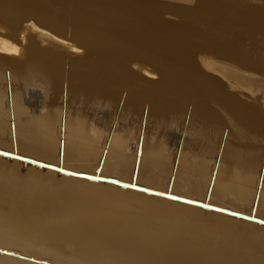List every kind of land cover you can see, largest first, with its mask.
<instances>
[{"label":"bare ground","instance_id":"1","mask_svg":"<svg viewBox=\"0 0 264 264\" xmlns=\"http://www.w3.org/2000/svg\"><path fill=\"white\" fill-rule=\"evenodd\" d=\"M129 1L142 4L146 7L149 6L153 11H156L155 18L159 21L158 16L162 10H165L164 13L167 14L170 12L181 14L183 12V9L179 5L171 4L169 1L178 2L185 0H161L157 1V4L155 2L151 3L149 0ZM241 1L238 0V2ZM247 1L244 2L245 5ZM238 2L237 0H198L197 5L191 11L194 13L198 24L196 27L199 28L205 23H213L216 26L214 30L207 32L198 30L197 35L202 38L199 42L193 41L190 38L188 26L178 23L174 24L171 18L165 20V27L168 30L164 42L165 47L178 52V56L172 58L161 53L160 45L163 41L161 40L160 44L157 37H153L146 32L141 18H138L141 24L139 29L132 30L131 26L129 27L130 22L128 21V24L125 15L120 10L100 7L91 12L88 8L89 4L87 5V1L85 0H0V75L7 71L8 76H34L37 81H42H39L41 83L39 86H37L38 82L34 81L36 87H40L44 83V90L48 94H51V96L56 93L61 94L64 91L62 85L66 82L64 89L74 102L70 105L63 104L66 106V109L65 111L63 110L65 113L62 116L61 110L52 109L55 105L50 101L47 103L48 105H52L48 106L50 110L41 118L40 115L42 114L38 112L40 114L38 115L35 110L33 111L30 106H27L31 103L26 105V111H22L21 108L19 109L21 111H18L19 103L17 102V98L12 96V100L6 99L7 103L9 102L10 104V101L12 102V105H10L13 108L10 111H15V115H13L14 119L12 118L15 123V126H12L15 132V140H13L14 138L10 139L11 143L8 141L10 146L7 145V147L9 146L10 149L16 151H10L9 147L8 149L4 148L5 150L0 147V150L23 157H34L35 159H32L36 161L47 165H55L74 174L62 173L48 167H42L0 154V174L2 173L5 178V180L3 179L4 181H0V264H264V248L250 246V244H253L251 243L252 238L247 234L237 235L233 231L225 229L219 233V237L212 233L214 231L217 233L219 230H216L215 226L212 227L209 224L198 225L200 222H197V227H194L191 222L190 224L182 225V223L173 222V220H167L166 218H157L154 213L158 210L151 205H147L144 209H146L145 212L147 213L154 212L152 215L151 213L147 214L130 210V207H127L128 210L124 211V208L126 209L124 201L118 200L117 196L109 195L99 190L110 187L114 191L118 190L122 192L124 190L128 194H141L143 199L146 197L154 202H157V200L158 202H166L169 205L175 206L176 209L183 210L188 209V207L190 209L191 207L192 209L199 210L198 212L203 210L214 217L219 216L223 217V219L226 218V220L231 218L233 221L239 223L240 221L242 223L248 222V226L250 224L260 230H264V225L251 220L230 216L216 210L202 208L158 195L147 194L132 188H124L111 182L81 177L75 174L87 172H77V169V171H74V166V170H70L71 163L69 164V168L67 164H62V155L77 157L82 156L84 153L73 147L75 141L82 143L81 141L75 139L73 140L74 142L71 140L72 143L66 142V139L69 138H84L80 121H75V126H63L69 119H77L74 118V112L72 113L70 106L72 104L75 105L77 101L81 103L82 100H79V97L85 100L93 92L102 103L109 104V109L113 107V104H117V102H121V107L123 108H130L135 98L137 104L140 106L143 97L140 94L141 92L150 95L152 90L159 89H169L172 93L168 95L164 94L160 97V103L163 104L159 107L156 105L151 106L148 109V113L146 112V118H148V114L152 118H161V116H165L166 112H171L175 115L174 113H182V110L187 108L186 111L189 110L187 120L191 124H200V126L198 125L199 127L205 126L206 129L208 127L211 137L221 132L220 140L222 139L223 141L226 135L230 137L233 135L232 137L236 141L234 146L230 143L231 146L224 147L227 142L222 144L224 145L222 146L223 155L221 154L223 157L227 158L231 156L230 158L233 159L234 157L239 158L236 156L246 152L247 157L250 158L247 159L251 160L253 155L259 151V147L262 146L257 143H263L261 141H264V27L261 28L257 25L262 23L264 17H259L261 18L260 23L255 22L254 17L251 20V16L253 15L249 14L250 17H247L245 16L246 14H243L247 13L249 8H247L246 12V7L239 5L240 3L238 4ZM256 5L255 2L253 6L256 8L252 12L257 7L261 8L258 6L259 4ZM261 5L263 6L264 3ZM115 7L117 6L115 5ZM242 7H244L245 12H242L244 11ZM262 8L264 9V7ZM263 24L261 25L263 26ZM231 29H234L235 34H227V31ZM130 42H134L138 47V51L133 57L125 54L126 48L128 45H131ZM118 47L121 48V51H118ZM132 61L134 64H132L131 68L130 64L133 63ZM145 64H150L151 68L148 66L147 68ZM32 84L31 86L33 87L34 83L32 82ZM119 86L123 87L120 92L124 90L125 93H120L122 96L117 99ZM32 87H26L24 95H33L34 97L35 93L39 92V90H34ZM3 93V90H0L1 133L3 131V120L1 118L3 107H1V103L5 100L6 92ZM166 106L168 108H165ZM139 110H137V113H139ZM16 111L21 114V117ZM35 112L37 117L39 116L36 121L44 123L47 120L46 124L48 122L50 126L41 129L44 124L40 122V125H37L36 123L38 122H34ZM29 113L32 115L29 116ZM9 116L11 117V115ZM9 116L7 117L11 121ZM172 117L174 118L175 116ZM223 119H226V121ZM56 125L57 130L55 129ZM33 128L41 129L44 134V138L37 140V143L28 140L27 135L23 134L24 129L30 131ZM5 129L7 128L5 127ZM219 130L222 131L219 132ZM143 131V135L141 136L142 144L139 142L140 138H138V142L134 148V159L136 151L137 158L134 174L130 181L122 180L115 176H102L100 175V166L94 173L87 174L115 178L130 183L134 182L139 185V183H136L138 160L146 152V145L150 144H147V139L149 140V138H147L148 133L146 129ZM14 132L12 133L13 136ZM56 133L58 136H56ZM107 133L109 132L107 131ZM116 134H106L102 152L105 146L110 147L114 145L115 147L121 145L120 141L117 143ZM234 134L237 136H234ZM1 137L0 134V145L5 144L3 141L8 140L7 138V140H3ZM183 146L185 145H182L180 149L185 148ZM109 147L107 148L108 150H105L106 154L109 152ZM97 149L99 150V147ZM102 152L100 156H103L104 153L102 154ZM154 152H156L155 149ZM230 152L235 153V156L231 155ZM114 153L116 154V152ZM229 153L230 155H228ZM155 155L154 153L150 156L156 158ZM187 155L179 153L177 162L175 161L177 163V170L181 166V168L189 169V166L193 164ZM70 156L66 158L70 159ZM242 156L240 159L245 155ZM96 157L99 156L96 154ZM106 158L108 159L107 156ZM175 158L176 156L174 160ZM58 160H60L59 164H55L54 162ZM230 160L235 162L237 159ZM140 161L143 162L141 159ZM247 162L246 165L250 163ZM108 164L111 165L110 161ZM108 164L104 163L103 165L105 171ZM18 165H24L28 170H25L26 172H23L24 174L22 175L17 174L15 176L16 171H12V169L16 170V168H20ZM213 166L210 170L214 169L218 172V175L215 174V176L222 175L224 178L222 177L223 179H221V176H219V180H217L220 183L219 187H211L210 192L213 193L212 195H223L222 191L225 192L224 189H228V191H235V197L238 199V197L243 198L246 195L248 196L254 189L255 192L252 194L254 196L257 193V204L259 207L257 206L258 208H256L257 198L255 197L253 198L256 201L252 198L255 203L254 207H252L253 209L249 211L250 214L247 211L242 212L241 209L234 208L233 204L229 206L227 202H229L230 197H227L228 201L226 200L227 202L222 204L221 202L215 203L211 196L206 195L205 200L202 202L246 215L253 214L264 220L261 217L264 215H261L262 210H264V174L260 178H254L255 184L252 185L253 181L249 177L252 174L251 168L246 172L247 174L251 172V174L242 173L238 177V172L236 173V171L241 170L243 165L238 170H232V173L229 167H226V172L223 173L222 167L220 172V167L217 165ZM250 166L252 167L251 163ZM257 167H255V171ZM94 169L96 168L94 167ZM169 169L166 170L168 171ZM252 170L254 172V169ZM259 173L262 174V172ZM259 173L257 172V174ZM56 174H59L66 180L71 179V182L72 179L84 181V185L85 182L90 185L92 183L95 185L98 182L95 188L99 190H86L83 195L84 198L81 197L82 200L79 201L81 203L79 206L64 207L62 206L63 200L60 198L67 199L71 195L67 196L65 194L66 196H62L54 193L37 183L38 181L32 180L35 178L41 180L47 178L46 180H48L52 177H55L54 180H56ZM156 180L153 181L154 184H157ZM176 180L175 182L177 183ZM52 181L51 179V181L47 182ZM62 181L60 180V183ZM237 182L239 183L237 184ZM73 183H75L73 184L75 186L77 182ZM12 184L13 188H10ZM53 184L56 185V183ZM63 184H65L64 181ZM146 184L144 187L157 191L163 190L160 189L161 187L159 188L160 184L158 187L157 185H155L156 187L148 186V184L146 186ZM173 184L174 180H172ZM191 184L192 188L189 190L186 187L188 190L186 195L191 193L192 190L193 192L196 190L197 194L198 192L199 194L202 193V191L198 190L202 189L200 183V186ZM170 188L167 187V191L170 192ZM208 189L206 186L207 191H209ZM167 191L163 190L162 192L167 193ZM196 191L192 195H195ZM233 192L231 193L232 195ZM174 195L197 200L188 198L182 194ZM226 196L221 197L224 199ZM85 201L88 203L85 204ZM162 202V205L166 204ZM92 206H95V208H92ZM105 207L107 209H104ZM203 215L206 217L205 214ZM229 222L231 223V221ZM230 228H232V225Z\"/></svg>","mask_w":264,"mask_h":264},{"label":"rangeland","instance_id":"2","mask_svg":"<svg viewBox=\"0 0 264 264\" xmlns=\"http://www.w3.org/2000/svg\"><path fill=\"white\" fill-rule=\"evenodd\" d=\"M85 1H87V5L89 4L88 8H89V11H91V12L96 10V9H98V8H100V7H102V8H114V9L120 10L125 15V17L127 19V22L128 21L130 22V24H129V22H128V24H129V27L131 26L130 28L132 30L139 29L141 24L138 21L139 20L138 18H141V22L144 23V25H145L146 32L149 35L153 36V37H157L159 39V41H160V44H161V40L163 41V43L160 45L161 53H163L166 56L172 57V58L173 57L174 58L177 57L178 56V52H176L173 49H167L165 47L164 42H165V39H166L167 33H168V30L165 27V23H166L165 20H168L169 18H171L172 21H174L173 22L174 24L178 23L180 25L188 26V35H190V38L193 41H196V42H199L202 39V38H200L197 35V31L198 30L203 31V32H207L209 30H214L216 28L215 24H213V23H205L204 25H201L199 28L196 27L198 24H197V22L195 20L194 13L191 12V11L197 5L198 0H185V1H178V2L169 1V3H171V4L179 5L183 9V12L181 14H176L175 12H170L169 14H167V13H164L165 10H162L161 13L158 16V20L159 21H157L156 18H155L156 11H153L148 5H147L148 7H146V6L142 5V4H136V3L132 2V1H129V0H85ZM157 1H161V0H156V1L155 0L154 1L153 0H151V1L149 0V2H151V3L152 2L156 3ZM245 1L246 0H242L241 2H238V0H237L238 4L240 3L239 5H243L244 7H246L245 8L246 12H247V8L251 9L250 11L248 9V12L247 13H243V14H246L245 16H247V17H250V15H253V16H251V20H253L252 17H254L255 18L254 21L255 22L257 21L258 23H260L261 18L264 17V13H263L264 9L262 8V7H264V5L263 6L261 5V4L264 3V0H248L246 5L248 3L249 4L247 6L244 4ZM255 2H256L257 5L259 4L258 5L259 7L262 8L261 12H260L261 8H258V7L256 9L257 11L256 10L254 11L255 13L257 12L256 13L257 15L254 12H252L253 9L256 8V7L253 6V4ZM257 2H259V3H257ZM251 4H252V6H251ZM115 5L118 8L115 7ZM249 5H250V7H249ZM244 7H242L243 10H244ZM252 7H254V8H252ZM245 10L242 11V12H245ZM255 16H257L258 18L255 17ZM260 16H261V18H259ZM22 20H24V19H22ZM263 21H264V18H263ZM263 21H262V23H264ZM262 23H260V24L256 23V24L259 25V27L262 28V27H264V24H263V26L261 25ZM227 34H235L234 29H231V30L227 31ZM130 44L131 45L130 46L128 45V47L126 48L125 54L126 55L128 54L131 57H133V56L136 55V52L138 51V47L136 46V44L134 42H130ZM117 49H118V51H121V48L118 47ZM132 64H134V62L130 64L131 68H132ZM145 65H146V67L148 66L149 68H151L150 64H145ZM88 71H90V70H88ZM83 72H85V71L83 70ZM0 77H2V78H0V84H1L0 85V90H3L4 93L5 92L7 93V95L5 93V97L7 96L6 98L3 95L4 99L5 100L6 99L7 100H12V96H15L17 98V102L19 103L18 111H21V110L22 111H26V105L31 103L30 105H27V106H30V108L33 109V111L35 110L37 112V114H38V112L40 114H42V115L38 114L42 118V116L44 114L48 113V111L50 110V108H48V106L50 104L48 105L47 103H49L51 101L52 104L55 105L54 107H52V109L56 108L57 111L61 110L62 116H63V113H65L64 111L66 109V106L63 105V104L70 105L73 102L71 100L72 97H70L67 94L66 90L64 89L66 87V82H64L63 85H62L64 91L61 90V91H63L62 93L60 92L61 94H57L56 93L55 95L51 96V94H48L47 91L44 90V87H43L44 83L40 87H36V84H35L34 81L38 82L37 86H39L41 84V83H39V81L40 82H42V81L41 80L37 81V79L34 78V76H31V75H27V76H16V75L8 76V72L6 71L3 74H1ZM32 82L34 83L35 87L31 86V85H33ZM28 86L32 87L34 90H39L40 93L39 92L35 93L36 95H34V97H33V95H29L31 97V99H30V97L28 95L27 96L24 95V90ZM37 88H39V89H37ZM121 89H123V87L119 86L118 87L119 94H118L117 99H119L122 96V94L120 95V93H125L124 90H122V92H120ZM170 93H172V91H170L169 89L152 90L150 95H146L143 92H141L140 94H142L143 97H142V102H141L140 106L137 104V100L135 98L133 100V104H132V106L130 108H128V107H124L123 108V107H121L122 103L121 102H117V104L115 103V104L112 105L113 107H111V109H109V104L102 103L100 101V99H98L94 95L93 92L85 100L79 97L78 99L82 100L81 103L77 101V103H75V105L72 104L74 107L72 105L70 106V109L72 110V113L74 112V114H73L74 118H77V119H75V120L69 119L68 121H66V123L64 125L63 124L62 125L65 126V127L75 126V124H76L75 121H77V120L80 121V123L82 125V128H83V134H84L83 136H84V138H79V139L78 138H69V139H66L67 140L66 142L67 143H72V141L75 140V139H77L78 141H81L82 143H77V141H75V142L73 141L74 142V146L73 147L79 149L80 151H83L84 153L82 154V156H77V157L70 156V155H62V164H67L68 168L71 165L70 170L73 169V166H74V169H75V170L73 169L74 171L78 170L77 172L81 171V172H87V173H91V172L94 173L97 170V168L100 166V175H102V176H111V177L115 176L116 178H119V179H122V180H126V181H130L132 179V177H133L132 175L134 174V169H135V166H136V158H137V151H136V157L134 159V155H135V149L134 148L136 147V144L138 142V138H140L139 142H141V144H142V137L141 136L143 135V132H144L143 130L146 129V131L148 133V135H147L148 137L147 138H149V140L147 139V141H148L147 144L150 143L149 145H151V146L146 145L147 146L146 147V152L143 153L144 155L142 154L139 157L138 165H137L138 166L137 172L138 171L139 172L138 173L136 172V183H139V185L144 186L146 183L148 184V182L151 180V182H149L148 186L151 185L152 187L153 186L156 187L155 185H157V187H158L159 184H160L159 188L161 187L160 189H163L165 191H167V187H171L170 188V193H172V194H179V195L182 194V195H185L188 198H193V199H197V200H200V201H204L205 200V196L209 195V197L211 196V198H213L212 200H214L215 203L216 202H218V203L221 202L223 204V203L228 201L227 197L228 198L230 197L229 198L230 199L229 202H227V204L229 206L233 204L232 206L234 208L241 209L242 212H246L247 211L248 213H249V211H251V209H253L252 207H254V203L256 201L255 198H257L256 208H258L259 205L257 204V202H258L257 193L254 194V196L252 194L253 192H255L254 189H253V192L248 194V196L246 195V197H243V198L242 197L241 198L238 197V199H236V197H235V194H234L235 191L233 192V190H230V189H229L230 191H228V189H224L225 190V192H224L220 188L221 191L224 194H226V195L228 194L227 196L224 195V194L220 195V196L219 195H212L213 193L210 192L211 187H219L220 183L217 180H219L218 179L219 176H221V179H223L224 177L222 175L217 176L218 172L215 171L214 169H212V170H210V169L212 168L213 165H217L218 167H220V172H221V169L223 168V171H224L223 173H225L226 169L229 167L230 172L232 173L233 172L232 170H234V169L238 170L239 167H241L243 165L241 170L239 169L240 171L239 170L238 171L235 170L236 173L238 172L237 173L238 177H240V175H242V173L245 174L251 168L250 171L252 172V174H251V172H248V174L252 175V177H251V175H249L251 180L253 181L254 178L255 179H257L258 177L260 178L264 174V170H262V169H264V155H263L264 154L263 153V151H264V141H261L263 143H257L258 145L259 144L262 145V146L259 147V151L257 152V154H254L255 157L257 156L256 157L257 159L253 155L254 158L252 157L251 160H249L250 158L247 157L248 155H247L246 152L244 154L237 153V154H239V156H236V157H239V158H235L234 157L235 153L233 154L232 152H230L231 155L232 154L234 155L232 157H234L235 160L236 159L238 160V161L236 160L237 162L236 161L232 162L230 159H232V160H234V159L230 158L231 156L227 157L228 161H227L226 157L222 156L223 155V153H222L223 147L222 146H224L222 144H225L227 142L226 144H228V143L229 144L228 145L225 144L224 147L231 146V144H233V146H234L236 141H234V138L232 137L233 135L231 137L229 135H226L225 137L228 138V139L224 138L223 141H222V139L220 140V136H221V132L220 131H222V130H219V132H220L219 134L218 133L214 134V137L213 136L211 137L209 132H208V127L207 126H206L207 129L205 128V126H201L202 127L201 128V127H199L200 124H198L199 126L197 125V123L191 124L187 120L188 119L187 116H189V110L186 111L187 108L182 110V113H179V114L174 113L175 115H173V113H171V112H169V113L166 112L165 116L163 115V117L161 116V118H156V117L152 118L149 114H148V118H146L147 117V113H148V109L151 106L153 107L154 105L159 107L161 104H163V103H160V97H162L164 94L168 95ZM5 100H4V102L1 103L2 104L1 107H3L2 108L3 109L2 110V117H1L2 120H3V126L1 125L3 127L2 128L3 131H2V133L0 132V134H1V136H2L1 138L3 140H7V139L8 140L7 141H3V142H5V144H1L0 145L1 149H3V150L8 149V147L10 146L8 144V141H9V143H11L10 139L14 138L13 140H15V132H14V128H13L15 126V123L13 122L14 121L13 120L14 119L13 115H15V111L14 112H12L13 110L10 111V109L13 108V106L11 107V105H12L11 103L12 102L10 101V104H11L10 105L9 102L7 103V100L6 101ZM5 103H7V104H5ZM4 106H6V107H4ZM50 106H52V105H50ZM62 106H64V107H62ZM78 107H80V108L78 109ZM5 108L7 109V111H6ZM20 108H21V110H19ZM74 108H75V110H74ZM119 108H120V110L118 111ZM165 108H168V106H166ZM36 109H38V110H36ZM138 109H140L139 113H137ZM18 111H16V112H18ZM80 111L81 112L83 111V112L81 113ZM183 111H185V112H183ZM36 112L34 113V119H35L34 122L35 123L38 122V120L36 121V119L39 117V116L37 117ZM18 114H19V112H18ZM168 114H170V115H168ZM9 115H11V117ZM31 115L32 114L29 113V116H31ZM171 115L175 116V117L173 118ZM7 116H9L11 118V121H10V119H8ZM19 116L21 117V114H19ZM4 118H5V120H4ZM81 119H82V121H81ZM178 120H180V121L183 120L184 122L183 121L180 122ZM223 120L226 121V119H223ZM46 121L44 123L40 121L42 124L45 125V126L43 125V127H41V129H44L45 127L50 126V124L48 125V122L46 124ZM40 122H38L36 124L40 125L39 124ZM5 123L6 124L10 123V124L6 125ZM5 127L7 129H5ZM53 127H54V125H53ZM55 127H56L55 129L57 130V125ZM108 127H110V128H108ZM41 129H38V128L34 129L33 128L30 131H28L27 129H24L23 130V134L27 135L26 137H27L28 140H31L34 143H37V140H40V139L44 138V134H43V131ZM113 129H114V131H112ZM107 131L110 134H113V133L116 134L117 133L116 134L117 143L120 141L119 143L121 144L120 146H115V147H114V145H112L110 147L108 146L109 147L108 154L105 153L106 152L105 150H108L107 146H105V149L103 150V152L101 151L103 146H104V139L106 138V134H109V133H107ZM13 132H14V136L12 134ZM75 132H78V131H75ZM123 132H124V134H123ZM211 132H213V131H211ZM3 134H6V135H3ZM99 134L101 135V137H99L100 136ZM102 135H103V137H102ZM56 136H58L57 133H56ZM234 136H237V135L234 134ZM150 138H152L151 140H153L154 142L151 141ZM229 138H230V140H229ZM155 140H157V141H155ZM224 140H226V141H224ZM97 142H99V143H97ZM122 142H123V144H122ZM232 142H234V143H232ZM7 145H9V146L7 147ZM159 145H161V146L159 147ZM182 145H185V146H183L185 148L180 149L182 147ZM152 146H155V147H152ZM98 147H99V150L97 149ZM149 148H151V149H149ZM159 148H161V149H159ZM60 149H61V147H60ZM110 149L113 150L112 151L113 153L116 152V154L115 153L113 154ZM154 149H155L156 152H154ZM158 149L160 150V152H159ZM9 150L12 151V152L16 151V150L10 149V147H9ZM101 152H102V154L104 153L103 156L102 155L100 156ZM110 152L112 153V156H111ZM133 152H134V154H132ZM180 152L182 154H186V155L188 154L187 155L188 159L193 163L191 165L192 167L189 166V169L181 168L182 167L181 166V167L178 168L179 170H177V163L176 162H177V158H178ZM154 153L156 154L155 155L156 158L151 157ZM230 153L228 155H230ZM96 154L99 157H96ZM109 154H110V157H109ZM241 155H243V156L245 155L246 157L242 156L243 157L242 158L243 160H242V159H240ZM69 156L71 158H73V159H71V158H70L71 160L68 159ZM89 156H91V157H89ZM106 156L108 157V159L106 158ZM175 156H176V158L174 160ZM66 157H68V158H66ZM32 158H34V157H32ZM95 158H97V159H95ZM123 158L124 159L127 158V159L124 160ZM151 158H153V159H151ZM247 158H249V159H247ZM46 159H48V158H46ZM140 159L143 160V162L140 161ZM218 159L219 160L222 159V160L219 161ZM253 159H256V160H253ZM59 161L60 160L55 161L54 163L55 164H59ZM109 161H110L111 165L108 164ZM246 161L250 162L252 167L250 166V163L246 165ZM104 163L108 164L107 167H106V169H107L106 171H105V168H103ZM255 164H257L258 167ZM23 166H21V165L19 166L18 165V167H20V168H16V170L12 169V171H16L15 172V176L17 174L22 175V174H24L23 172H26L25 170H28L26 168V166H24V167ZM78 166L80 168H82V169H80ZM129 166H130V168H129ZM83 167H86V168H84L85 170L83 169ZM94 167L96 169H94ZM112 167H114L115 169L114 168L112 169ZM116 167H118V168H116ZM124 167H125V169H124ZM255 167H257L256 171H255ZM65 168H67V167H65ZM150 168H152V169H150ZM215 168H216V166H215ZM4 169H11V168H4ZM164 169L165 170L169 169V170L165 171ZM198 169H200V170H198ZM252 169H254V172H253ZM20 170L22 171V173H21ZM107 171L109 172V174H108ZM146 171H147V173H146ZM166 172L167 173L169 172V173L167 174ZM257 172L258 173L262 172V174L261 173L257 174ZM152 173H153L154 176L152 175ZM159 173L162 175L163 179L161 178V175ZM174 174H176V175H174ZM215 174H217V175L215 176ZM253 174H254V176H253ZM56 175L58 177H60L59 180H58V177L56 176V180L59 181L58 182L59 184L57 183L56 180H54L55 177L51 178L53 180L52 182H47V181H51V179L46 180L47 178H45V179L43 178L44 180L43 179L42 180L41 179H37V178L32 179V180H34L36 182L38 181L37 183L41 184L42 186H45L44 188H47L48 190H51L54 193L60 194L62 196L71 195L67 199L66 198L65 199L64 198H60V199L63 200L62 201V203H63L62 206H64V207L68 206V208L69 207L71 208V207H75V205L77 207V206H79L81 204L79 201L82 200V198H84L83 195L85 194L86 190H89V191L90 190H95V189L99 190L98 188H95L96 187L95 185L98 184V182H96L95 185L92 182H90V183H92V185H90L87 182H85V185H84V183H83L84 181L81 182L80 180H76L75 181L74 179H72V182H71V179L70 180H66V179L62 178V176H60L59 174H56ZM156 175H158V176H156ZM141 176L143 178H145V179H143ZM154 178H155V180L158 178L156 180L157 184L153 183V181H155ZM179 178H181L182 180L181 179L179 180ZM3 179L5 180L3 174L1 173L0 174V181L1 182L4 181ZM176 179H178V180H176ZM183 179H184V182H183ZM188 179H189V182H188ZM60 180L61 181L63 180L65 184H63V181L60 183ZM172 180H174V184L173 185H172ZM175 180L177 181V183L175 182ZM79 181L82 184H80ZM143 181H145V182H143ZM181 181H182V183H181ZM73 182H77L76 183L77 186L76 185L74 186L73 184H75V183H73ZM165 182L166 183L168 182V184H166ZM254 182L255 181L252 182V185L255 184ZM53 183H56V185L53 184ZM169 183H170V185H169ZM191 183H193V184H195L197 186H200V184H201L202 186H200V187H202V189L204 187L205 188L203 190L201 188L198 189L200 192L202 191V193H200V194H199V192L197 194V191L195 190L197 195L196 194L192 195L195 192V191L193 192V190H192L191 193L186 195L188 193L187 191L190 188H192V184ZM213 183H214V185H213ZM238 183L239 182H237V184ZM147 184H146V186H147ZM177 184H178V186H177ZM167 185H169V186H167ZM165 186H167V187H165ZM206 186L209 188L208 189L209 191L206 190ZM102 187L105 188L104 186H102ZM183 187H185V188L187 187L188 190H187V188L183 189ZM10 188H13V184H12V186H10ZM176 190H177V192H176ZM226 190H227V192H226ZM76 191H77V193H76ZM99 191H102V192H104L106 194H109V195L117 196L118 198L117 197H115V198H117L118 200H121L122 202L124 201V204L126 206V209L124 208V211H127L128 210L127 207L128 208L130 207L129 208L130 210H134V211L141 212V213H147V212H145L146 209H144V208H146L147 205H151L153 207H156L157 209L156 208L155 209L158 210V211H155L156 213L148 212L147 214L151 213V215H152L154 213L155 217L157 216V218H159V217L162 218V219L166 218L167 220H173V222L176 221L177 223H182V225L190 224V222H191L194 227H197V224L199 222H200V224H198V225H201V224L202 225H208L209 224L212 227L215 226L216 230H219V232H217V233L215 231L212 232L214 235H217L219 237H220L219 233H221V231H223L225 229L231 230V231L234 232V234H237V235H241V234L244 233V234H247L248 236H250L252 238L251 239V243H253V244H250V246L252 245V247H254V248H255V246L257 248H264V230H260L258 228H255L254 226H251L250 224L248 226V222H246L247 226H246L245 222L242 223L241 221H240L241 225H239L240 224L239 222L233 221V219H231V218L230 219L228 218L227 219L228 221H227L226 218H224L225 220L223 219V217L217 216L218 217L217 218L216 216L214 217L211 214L209 215L207 212H204L203 210H200V212H198L199 210H197V209L195 210L194 208L192 209L191 207H190V209L188 207V209L186 208V209H183V210L176 209L175 206L169 205L166 202H162V201L158 202V200H157V202H154L153 200L148 199L146 197L143 199V197H141L142 196L141 194H139V195H137V194H128V193L124 192V190H122V192H119L118 190L114 191V190L110 189V187H108V188L106 187L105 189H101ZM129 191L133 192L132 190H129ZM180 191H181V193H180ZM231 191L233 192V195L231 194L232 193ZM75 194H76V196H75ZM72 196H73V198H72ZM221 196H223V197L226 196V198L223 199ZM253 197H255V198H253ZM252 198L255 199V201ZM68 199H69V201L70 200L71 201L70 202L67 201ZM64 200H65V203H64ZM161 202L162 203H166V204H164L165 206L162 205ZM231 202H233V203H231ZM246 202H247V204H246ZM86 203H88V202L85 201V204ZM92 208H95V206H92ZM104 209H107V208L105 207ZM202 212H204L203 214H205L206 217L202 214ZM206 213L208 214V216H207ZM261 213H262L261 215H263L264 214V210H262ZM263 216H261V217L264 218ZM179 219H181V220H179ZM185 219H187V220H185ZM190 219H191V221L188 222V220H190ZM229 221H231V223ZM220 223L222 225H224V226L218 225ZM233 224H234V227H233ZM231 225H232V228H230ZM234 228H235V230H234Z\"/></svg>","mask_w":264,"mask_h":264},{"label":"water","instance_id":"3","mask_svg":"<svg viewBox=\"0 0 264 264\" xmlns=\"http://www.w3.org/2000/svg\"><path fill=\"white\" fill-rule=\"evenodd\" d=\"M0 154L3 155V156H6V157H10V158H17V159L22 160L24 162L33 163L35 165H39V166H42V167H48V168L60 171L62 173L74 174L73 172L61 169V168H59V167H57L55 165H49V164L47 165V164H45L43 162L36 161V160H34L32 158L19 156V155L13 154L11 152L0 150ZM75 175H78V176H81V177H85V178H88V179H92V180H102V181H106V182H111L113 184H116V185L124 187V188H132V189H136V190L145 192L147 194L158 195V196L170 198L172 200H176V201H179V202H185V203L197 205V206H200L202 208L216 210V211H219V212L226 213V214H228L230 216L251 220V221L257 222L258 224L264 225V220L254 216L253 214L246 215V214H243V213L231 211V210H229L227 208L216 207V206L207 204V203L199 201V200L186 199V198L174 195V194L170 193L169 191H167V193H166V192L153 190V189H150V188L135 184L134 182L130 183V182L121 181V180H118V179H115V178H110V177L105 178V177H100V176H97V175H91V174H87V173H78V174H75ZM3 252H5V251H3Z\"/></svg>","mask_w":264,"mask_h":264}]
</instances>
